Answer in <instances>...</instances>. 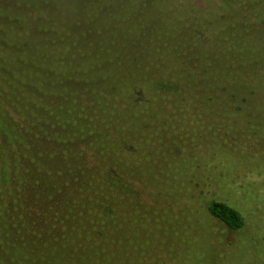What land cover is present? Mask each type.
<instances>
[{
	"label": "trees",
	"instance_id": "16d2710c",
	"mask_svg": "<svg viewBox=\"0 0 264 264\" xmlns=\"http://www.w3.org/2000/svg\"><path fill=\"white\" fill-rule=\"evenodd\" d=\"M0 264H264V0H0Z\"/></svg>",
	"mask_w": 264,
	"mask_h": 264
},
{
	"label": "rangeland",
	"instance_id": "374dc122",
	"mask_svg": "<svg viewBox=\"0 0 264 264\" xmlns=\"http://www.w3.org/2000/svg\"><path fill=\"white\" fill-rule=\"evenodd\" d=\"M29 8V10L31 9L30 7H28Z\"/></svg>",
	"mask_w": 264,
	"mask_h": 264
}]
</instances>
